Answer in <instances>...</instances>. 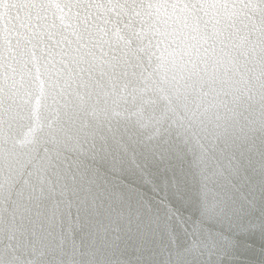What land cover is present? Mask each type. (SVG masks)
I'll list each match as a JSON object with an SVG mask.
<instances>
[{
  "label": "clouds",
  "instance_id": "clouds-1",
  "mask_svg": "<svg viewBox=\"0 0 264 264\" xmlns=\"http://www.w3.org/2000/svg\"><path fill=\"white\" fill-rule=\"evenodd\" d=\"M64 6L0 36V264H264V0Z\"/></svg>",
  "mask_w": 264,
  "mask_h": 264
},
{
  "label": "water",
  "instance_id": "water-1",
  "mask_svg": "<svg viewBox=\"0 0 264 264\" xmlns=\"http://www.w3.org/2000/svg\"><path fill=\"white\" fill-rule=\"evenodd\" d=\"M52 2L61 13L70 11L68 7L64 6L65 4L75 6L71 10L79 17L80 6L87 7L92 0H52ZM34 6L35 0H0V36L17 34V29L23 27L26 22L32 19ZM108 22L112 23L113 21L109 20ZM75 23L79 24L80 20L77 19ZM87 23H91V21H87ZM117 41L125 42V36L120 32L119 28L114 30L112 41L98 37H91L85 40L72 28V24L70 23L67 35L64 37L53 36L51 43L53 46L60 48L71 46L74 49H91L96 58L103 62L105 54L104 45ZM126 42L130 43V41ZM26 135H30V133Z\"/></svg>",
  "mask_w": 264,
  "mask_h": 264
}]
</instances>
